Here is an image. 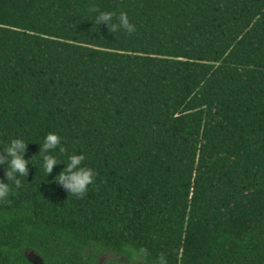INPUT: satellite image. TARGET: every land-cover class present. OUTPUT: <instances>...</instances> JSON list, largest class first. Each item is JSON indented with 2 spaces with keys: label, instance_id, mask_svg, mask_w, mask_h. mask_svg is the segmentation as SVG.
<instances>
[{
  "label": "trees",
  "instance_id": "16d2710c",
  "mask_svg": "<svg viewBox=\"0 0 264 264\" xmlns=\"http://www.w3.org/2000/svg\"><path fill=\"white\" fill-rule=\"evenodd\" d=\"M15 137L0 264H264V0H0V154ZM72 154L82 196L55 181Z\"/></svg>",
  "mask_w": 264,
  "mask_h": 264
},
{
  "label": "clouds",
  "instance_id": "9594fccd",
  "mask_svg": "<svg viewBox=\"0 0 264 264\" xmlns=\"http://www.w3.org/2000/svg\"><path fill=\"white\" fill-rule=\"evenodd\" d=\"M113 12H98L95 16V24L106 25L112 32L124 31L127 34L135 32V26L129 21L126 12L121 11L115 17ZM28 142L22 137L12 138L0 154V166L5 169V179L0 180V201L7 200L13 185L16 188L21 186V177H26L30 159H26ZM62 138L56 133L49 132L39 145L40 166L48 175L52 173L54 166L62 164L55 155L58 150L64 152L61 146ZM85 157L83 154H72L68 156L67 163L63 164V170L55 176V181L69 193L83 195L87 192L88 186L95 180V172L90 167L83 166Z\"/></svg>",
  "mask_w": 264,
  "mask_h": 264
},
{
  "label": "rangeland",
  "instance_id": "374dc122",
  "mask_svg": "<svg viewBox=\"0 0 264 264\" xmlns=\"http://www.w3.org/2000/svg\"><path fill=\"white\" fill-rule=\"evenodd\" d=\"M109 258H113V256H109ZM119 261H123V258H118Z\"/></svg>",
  "mask_w": 264,
  "mask_h": 264
}]
</instances>
